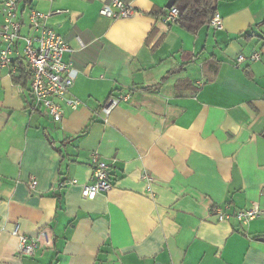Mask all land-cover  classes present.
I'll use <instances>...</instances> for the list:
<instances>
[{
  "label": "crops",
  "instance_id": "crops-1",
  "mask_svg": "<svg viewBox=\"0 0 264 264\" xmlns=\"http://www.w3.org/2000/svg\"><path fill=\"white\" fill-rule=\"evenodd\" d=\"M108 1L19 0L22 36L32 11H62L43 23L74 49L79 105L55 122L31 76L15 82L22 59L0 65V264H264V0H219L224 28L195 35L164 23L172 0H122L138 13L121 19ZM94 155L113 189L89 200ZM253 204L259 217L234 216ZM42 231L51 244L22 257L20 235Z\"/></svg>",
  "mask_w": 264,
  "mask_h": 264
},
{
  "label": "built area",
  "instance_id": "built-area-1",
  "mask_svg": "<svg viewBox=\"0 0 264 264\" xmlns=\"http://www.w3.org/2000/svg\"><path fill=\"white\" fill-rule=\"evenodd\" d=\"M19 0H0L3 12V24L0 28V65L10 66L12 57L16 53L17 58L22 59L31 76V96L34 110L43 109L55 122L63 119L64 109L61 103H65L73 109H77L79 102L70 98V90L74 85L78 71L72 62L65 59L66 55L74 53L65 39L49 28L43 22L52 14L61 13H38L32 11L30 21L33 34L22 36V22L18 12ZM101 14L112 18H131L138 11L130 4L122 0H109L101 8ZM179 16V9L172 6L164 16V23H174ZM208 26L214 30L224 28L223 19L219 13H215ZM23 41L22 50L19 51V42ZM261 54L256 52L248 58L240 55L239 62L246 60L256 61ZM14 69L17 70V67ZM130 98V94L110 96L102 107V112L108 118L113 110ZM93 174L90 183L83 185L82 195L85 199L93 200L102 192H110L113 189V181L110 174V165L101 160L97 155L92 160ZM37 181L31 182V188H35ZM261 214L258 204H253L247 209L237 211L234 215L240 222L247 223ZM220 221L231 219L232 216L221 209L217 210ZM13 235H18V227H15ZM43 241L50 245L52 237L46 231L37 236L20 235L19 253L22 257H33L36 254L38 244Z\"/></svg>",
  "mask_w": 264,
  "mask_h": 264
},
{
  "label": "trees",
  "instance_id": "trees-1",
  "mask_svg": "<svg viewBox=\"0 0 264 264\" xmlns=\"http://www.w3.org/2000/svg\"><path fill=\"white\" fill-rule=\"evenodd\" d=\"M35 0H23L25 6H30ZM219 0H172L168 9L175 6L179 9V16L175 24L188 33L197 34L205 27L217 12ZM253 28L241 33V36L253 37ZM18 66V76H14L15 82L30 80V73L23 61L16 60Z\"/></svg>",
  "mask_w": 264,
  "mask_h": 264
},
{
  "label": "water",
  "instance_id": "water-1",
  "mask_svg": "<svg viewBox=\"0 0 264 264\" xmlns=\"http://www.w3.org/2000/svg\"><path fill=\"white\" fill-rule=\"evenodd\" d=\"M264 240V239H263Z\"/></svg>",
  "mask_w": 264,
  "mask_h": 264
}]
</instances>
